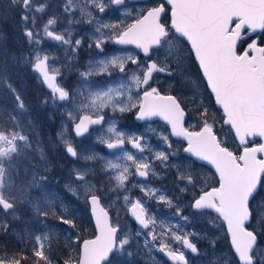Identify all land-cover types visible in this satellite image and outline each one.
Returning <instances> with one entry per match:
<instances>
[{
    "label": "snow or ice",
    "instance_id": "snow-or-ice-1",
    "mask_svg": "<svg viewBox=\"0 0 264 264\" xmlns=\"http://www.w3.org/2000/svg\"><path fill=\"white\" fill-rule=\"evenodd\" d=\"M147 2L137 0L141 6L133 8L128 6V0H65V14L73 15L78 9L81 18L76 22L94 26L93 33L88 36L92 41L88 48L94 46L100 57L85 65V70L79 72L77 87L71 90L61 86L65 65L60 63L57 55L46 50L44 44L52 41L57 47H63L66 53H76L83 40L74 39L68 29L57 32L55 15L42 27L39 25L51 7L47 0H9L8 7L18 12L23 36L29 46L28 54L21 59L31 66L48 89L41 103H50L56 110L64 109L66 119L57 131V140L74 160H83L85 164L102 162L100 171L107 176L109 191L125 193L124 203L141 229L135 236L145 235L144 246L149 251L157 248L172 264H189L185 250L199 253L192 240L197 233L186 231L181 223H158L149 215L142 197L133 200L128 194L131 191L129 183L133 188L139 187L149 200L175 208L173 217L185 223L190 219L183 214L185 208L192 209L193 215L216 213L217 218L227 224V237L234 253L232 259L237 264H264V251L259 248L258 240L260 232L264 231V197L257 202V197L264 190V159H259L257 154H264V143L246 146L247 137L264 138V47L251 39V34L257 29L264 30V0H166V4L153 0L151 6H147ZM166 5L171 8L170 25L163 21L168 14ZM110 11H120L121 18L115 22H104L103 16ZM174 40L186 41L190 45L215 105L223 110V117H212L210 122L208 107L197 98L198 93L194 92L188 101L192 105L191 110L182 107L176 96L161 94V76L171 78L177 71L182 75L185 71L173 52ZM109 42L134 45L139 52L117 49L114 54L104 56L105 45ZM5 71L6 66L0 65V84H6L13 95L14 107L0 112V235L6 234L9 228V223L2 217L11 215L18 219L16 212L20 204H32L37 214L45 218L50 214L42 209L39 201L29 199V189L38 186L35 172L30 181L25 179L18 184L14 179V175L18 177L21 161L27 159V150L32 145L24 130L27 105L22 94L7 82ZM101 75L108 79L92 80V77ZM106 109H110L113 116H108ZM117 112L134 113L137 121L160 117L170 126L171 136L187 141L183 148V152L188 154L186 159L194 157L196 161L207 162L215 168L218 186L208 187L201 183L194 171L195 161L187 167L168 163L170 157L177 154L172 150L168 135L161 133L159 136L166 148L153 149L144 133L120 129L114 119ZM187 118L196 119L193 127L199 128L198 131H190L184 126ZM216 119H223L224 124L234 130L235 137L243 146L239 155L217 138L214 133ZM68 121L72 122L76 138L99 131L96 142L119 154L114 159H105L93 151L81 150L73 139L66 138ZM147 131L156 130L149 127ZM125 145H131L141 154L147 149L153 155L137 156ZM40 154L43 158L42 150ZM155 161H159L163 168H176V183L184 185L180 192L191 196L188 204L181 207L179 197L169 198L166 192L147 184L149 176H157ZM24 171H28L27 167ZM92 172L91 167H74L70 176L74 174L75 180L70 179L65 185L73 196L89 206L98 233L94 239L83 240L78 264H126L125 254L132 256L126 246L133 237L124 234L121 238L123 230L119 222L114 224L108 212L101 207L104 188H97L86 179ZM132 177L145 179L133 182ZM80 188L83 192L79 191ZM44 202L51 207L47 197ZM67 213V207L62 206L59 214L52 215L60 224L77 229L78 218L69 217ZM254 219L260 225L259 229L251 224ZM143 230H147L146 234ZM79 238L77 235L76 239ZM54 242H59L56 232L49 231L34 237V264H58L50 255ZM25 259L23 249L10 251L0 245V264H23ZM223 259L224 264H232L231 259ZM63 264H74L72 257L64 259ZM210 264H218V261L212 260Z\"/></svg>",
    "mask_w": 264,
    "mask_h": 264
},
{
    "label": "rangeland",
    "instance_id": "rangeland-1",
    "mask_svg": "<svg viewBox=\"0 0 264 264\" xmlns=\"http://www.w3.org/2000/svg\"><path fill=\"white\" fill-rule=\"evenodd\" d=\"M82 2V0H81ZM153 0H148L147 6H151ZM156 3H158L157 0H155ZM47 3L51 5L46 11V14L43 15L42 19L39 21V25L42 27L44 23L47 22V20L55 15L58 19V24L56 26V31L61 32L64 31L65 29H68L69 31L72 32V35L74 39H82L83 40V45L79 48V50L76 53L72 52H65L63 47L57 48L55 45V42L52 41H46L44 44V48L47 50H51L55 55H57L60 59V62L64 60L66 63H73L74 65L78 66V69L76 71L78 79L79 77V72L85 70V65L88 64L90 60H96L99 59L100 57L98 56L97 52L98 50L95 49L93 46L92 49L88 48V45L92 43V41L88 38V36L93 33L94 31V26L90 25L86 22H81L77 23L76 21L80 20V12L78 9L74 10L73 15H68L63 12L64 8V3L65 0H47ZM128 6L129 7H140L141 5L137 3L135 0H128ZM95 11V10H93ZM100 14L97 13V16ZM135 15V14H134ZM118 18H121V12L120 11H110L108 15L103 16V21L104 22H115ZM72 20L73 23L69 24L68 21ZM129 23L131 22V19L128 21ZM22 27V26H21ZM21 32L23 34V28L21 29ZM262 36H264L263 33L259 34L258 36L255 37V39H259ZM74 42V41H73ZM250 42V40H249ZM185 43H181L179 40H174L172 42V47H173V52L174 54L179 58L180 60V67L182 69H185L184 74L182 75L180 71L176 72V79L175 75L171 79H166L163 77H160V80L165 82V90H170L173 89L172 87L177 86L176 83L178 82V88H180L181 91L186 90L185 92H195L198 94H205L203 84L202 82L199 81L194 68H190L191 64L189 61V53L184 45ZM51 45V48L49 46ZM166 50L168 46H165ZM57 49V50H56ZM60 49V50H58ZM117 49H122L121 47H116L112 45L111 42L107 43L105 45L104 49V56H110L116 52ZM128 52L136 53V50L130 47H125ZM29 52V50H28ZM68 56L69 59L65 60V56ZM79 55L80 60H77V56ZM81 56V57H80ZM141 58V57H140ZM173 65L175 66V62H173ZM130 67H133L130 65ZM30 74L31 76L37 77L38 79V74L33 72L31 66L29 67ZM116 75L118 76V70ZM92 78H96L97 81H104L108 79L107 76H94ZM115 79V77H113ZM40 81V80H39ZM163 86V84H161ZM43 90L45 88L41 86ZM209 98V100H208ZM206 99V107H208V114L210 118V122H212V117H221L220 112L216 110L213 106V103L211 102L210 96L207 97V95L203 98ZM11 108L14 107V102L10 103ZM44 105V104H42ZM45 106H43L42 109H44ZM110 110V109H109ZM108 109L105 111L107 112L108 116H110V112ZM191 110V109H190ZM111 111V110H110ZM119 114L118 112L115 113L114 119L118 121V127L124 131H127L129 133L132 132H138V133H144L147 142L149 146L153 149H161V148H166L167 145L163 144V141L159 139V136L161 133L168 135L170 137V142L172 143V150H177L180 149L182 152V149L184 147V144L181 143V141L173 139L170 136V133L168 129L166 128L165 125H163L159 121L151 122V123H146L143 126L137 128H130L125 126L124 124V119H126L128 114L134 115V113H126L122 114L121 117L118 119L117 115ZM113 116V115H112ZM27 118L29 119V114L27 112ZM130 121L132 120V117H130ZM223 119H216L214 123V131L218 137H220V140L230 149L233 151H238V145L236 144L230 130L228 127L223 125ZM197 123L195 118L190 119L189 123L187 124L188 129H197L196 127H193ZM25 125V122H24ZM107 127V125H105ZM155 129V132L147 131V129ZM97 129L99 127H96ZM60 129V128H59ZM58 129V130H59ZM99 131L92 132L91 135H86L82 138L81 140H86L85 142L82 141H74V143L81 148V150L87 149L89 151H93L97 153L99 156L104 157L105 159H114L115 155H118L119 153L116 152H109L104 148V145L99 144L96 142V137L99 135ZM73 137L71 130L67 131L66 133V138L71 139ZM40 139V138H39ZM58 144L60 147L64 150V147L60 142L58 141ZM128 149V148H127ZM130 150V149H128ZM131 151V150H130ZM136 153L137 156L143 155V156H152L153 153L150 152L149 150L146 149L145 153H137L135 151H131ZM187 157V156H186ZM191 162H187L183 157H179L177 159L178 165H182L187 167L189 164H191L193 161L189 159ZM72 161L77 162L79 164L78 167H91L93 168V172L89 173V175L86 177V179L91 183L96 185L97 188L103 187L105 196L101 200V203L104 208L108 209V211H112L114 216H113V223L119 222L121 228H122V233H121V238L123 237L124 234H129L133 238L130 240L131 247H127V252L132 253L131 257H128L127 254H125L124 260L126 264H167L162 256H160V252L157 250V248H153L151 251H149L148 248L144 246V239L145 235H141L139 237L135 236V233L138 230H141L139 226L134 224L128 217H127V208L128 206L125 205L124 203V192L117 190V191H109V185H108V180L107 176L105 173L101 172L100 169L102 167V162H88L85 164L83 160H74L72 158ZM159 162V161H155ZM160 163V162H159ZM156 164V163H155ZM198 164L195 162L194 165V171L197 173L199 178L201 179V183L208 186L212 187L217 183V180L215 178L214 173L206 166ZM176 174V168L173 167ZM133 171L135 169L133 168ZM18 177L14 175V179L16 182L19 184L21 180H25L27 178L28 172H25L24 169L20 170L18 169ZM157 173V172H156ZM164 176L162 173H157V176L152 177L149 176L146 180L147 184L160 189L162 192H166L169 198H175L179 197V204L181 207L184 205L188 204L191 200L190 195H182L180 192V188L183 187V184L177 185L176 181V188L170 187L166 182H162L159 184H154V178L160 179V177ZM131 181H143L145 178L141 177H132L130 178ZM176 179V177H175ZM161 180V179H160ZM114 183V181H113ZM75 187L76 185L73 184ZM132 186V183L128 184V187ZM139 188V187H136ZM31 192V190L29 189ZM68 191V190H67ZM79 191L83 192V188H80ZM69 193V191H68ZM70 194V193H69ZM131 198L134 200L137 197H142L140 194H135L134 192L130 191L128 193ZM71 195V194H70ZM73 196V195H71ZM261 197H264V190L261 191V196H259V201ZM30 199V197H29ZM83 201L82 199H80ZM146 202V206L148 209L149 215H152L155 217L157 222H163L165 224L171 222L173 224L176 223H181L184 225L186 231L188 232H195L197 235L193 237L192 239L194 242H198L199 245H201V250L202 253L195 257L194 259L191 260V264H210V261L212 260H217L218 264H224V259H231L232 264H237V261L232 259L234 257L233 252H231V248L228 243V238L225 232L224 227L222 226V222L220 221L217 216L214 214H204V215H193L192 211L190 208H185V216H189V222L185 223L183 221H180L179 218L173 217V212H170L168 214H163L162 212L159 211L160 206L163 208H166L167 206L163 203H158L156 200H149L148 197L143 199ZM84 202V201H83ZM8 218H12L11 215L8 216ZM254 227H257L258 229L260 228V225L257 223L253 224ZM160 229L157 228V231ZM146 234L147 230H143ZM206 234V235H205ZM259 248L264 251V231H261L259 234ZM136 238V239H135ZM213 241L215 244H213ZM221 242H222V248H221ZM130 244L128 246H130ZM135 245L136 248H133L132 246ZM176 247H179V245H175Z\"/></svg>",
    "mask_w": 264,
    "mask_h": 264
},
{
    "label": "trees",
    "instance_id": "trees-1",
    "mask_svg": "<svg viewBox=\"0 0 264 264\" xmlns=\"http://www.w3.org/2000/svg\"><path fill=\"white\" fill-rule=\"evenodd\" d=\"M8 5L9 0H0V65L6 66L4 75L7 82L11 83L17 91L27 92L31 85L37 90L28 64L21 59L27 55L23 49H29V46L21 32L19 14L17 11L9 9ZM168 20L169 15L167 14L164 16L165 23H168ZM258 42L264 44V36H262V39L260 37ZM193 68L202 80L195 65ZM25 99L27 100V94H25ZM11 102H14L13 95L6 84H0V112L10 111L11 109L7 107V104L10 105ZM26 105L27 108H30L28 103ZM43 106L41 104V108ZM35 115L37 116L36 113ZM29 121L26 114L24 130L29 136L32 146L27 150V159H22L20 170L27 167L29 176H27L26 180L28 181L32 179L33 172L36 173L38 186L30 188V199L34 202L39 201L42 209L50 214L45 218L37 214L32 204L23 203L18 205L16 212L18 219L8 218V216L2 217L9 223V228L6 234L0 235V245L6 246L10 251L23 249L26 255L23 264H34L35 257L32 256L34 237L52 231L58 234L59 241L52 244L50 255L53 261L63 264L64 259L71 256L74 264H77L81 241L94 236V228L88 206L80 199L71 196L61 187L63 185L62 180H65L68 172L67 158L63 154L60 152L52 154L47 167L48 155H46V145L43 140H47L49 135L38 128V119H36L35 123L31 121L29 123ZM40 150L43 151V158ZM42 177L46 179H41ZM45 197L51 201L50 208L44 202ZM62 206L67 207V215L69 217L78 218L77 229H71L67 225L60 224L55 216L52 215V213L59 214L62 211ZM77 235L80 237L79 240L76 239ZM69 244H71V247L68 246Z\"/></svg>",
    "mask_w": 264,
    "mask_h": 264
},
{
    "label": "flooded vegetation",
    "instance_id": "flooded-vegetation-1",
    "mask_svg": "<svg viewBox=\"0 0 264 264\" xmlns=\"http://www.w3.org/2000/svg\"><path fill=\"white\" fill-rule=\"evenodd\" d=\"M169 20H170V17H169ZM169 20H168V23H169ZM163 21H164V17H163ZM165 22V21H164ZM261 45V44H260ZM116 47H119V46H116ZM57 48H60V47H57ZM186 49H187V51H188V53H189V56H190V58H189V61H190V64H191V66H190V68H193L194 67V65L196 66V69H197V71H198V67H197V65H196V62H195V60H194V56H193V54H192V52L190 51V49H188V47H186ZM47 50V49H46ZM57 50V49H56ZM58 50H60V49H58ZM79 50V49H78ZM51 51V50H50ZM81 57V56H80ZM77 58V60H80V58H79V55L76 57ZM61 64H64L65 65V67L63 68V72H64V77H63V79L61 80V86H63V87H65V88H67V89H69V90H71V89H74V88H76L77 87V82H78V77H77V73H76V71H77V69H78V66H76V65H74L73 63H66L64 60H62L61 62H60ZM174 66V65H173ZM30 67V66H29ZM129 67H130V65H129ZM175 67V66H174ZM199 72V71H198ZM197 75V74H196ZM199 75L201 76V78H202V80L198 77V75H197V77H198V79H199V81L200 82H202V84H203V88H204V92H205V94H198V99L199 100H202L203 102H204V104H205V106H206V103H207V101H206V99H203L206 95H207V97L208 96H210V98H211V102L213 103V106H214V102H213V98H212V95L209 93V91H208V89H207V86H206V83H205V81H204V79H203V77H202V75H201V73L199 72ZM161 77H163V76H161ZM37 77H35V76H33V80H34V82L36 83V85H37V87L39 88V90H40V93L41 94H44V97H45V95H47V93H48V89L46 88V86H44V85H42V83L39 81V80H37L36 79ZM163 78H165V77H163ZM172 78V77H171ZM171 78H166V79H171ZM175 79H176V75H175ZM161 84H163V86H161V94H163V95H174V96H176L177 98H178V100L181 102V104H182V107H184L186 110H190V109H192V105L190 104V103H188V101L191 99V97H192V95H193V92H190V91H188V92H185L186 90H183V91H181L180 90V88H178V82L176 83V85L177 86H175V87H172L173 89H170V90H165L164 88H165V82H163L162 81V83ZM41 86H43L44 88H45V90H43V88L41 87ZM155 86V85H154ZM208 100H209V98H208ZM45 107H44V109L47 111V112H49V113H58V114H60V121L58 122V124H57V131H58V129L59 128H61V125H62V123L64 122V120L66 119V117L63 115V113H64V109L63 108H61L60 110H56V109H54L53 107H52V105L49 103V104H47V105H44ZM214 108H215V106H214ZM216 109V108H215ZM216 110H218V109H216ZM219 112H220V115H221V117H222V114H221V111L220 110H218ZM128 117L126 118V119H124L125 121H124V124H125V126H127V127H130V128H135V127H137V128H139V127H141V126H143L144 124H146V123H138V122H136L135 121V119H134V115H131V114H128L127 115ZM130 117H132V120L133 121H130ZM107 118V117H106ZM190 119H192V118H187L186 119V123H185V126H187V124L189 123V121H190ZM223 123V125L224 126H226L225 124H224V122H222ZM68 125H69V128H68V130L70 131L71 130V133L73 134V135H75V133L72 131V122L71 121H68ZM227 127V126H226ZM187 128V127H186ZM189 130H199V128H197V129H189ZM214 133H215V131H214ZM216 134V133H215ZM87 135V134H86ZM85 135V136H86ZM217 136V135H216ZM217 138L220 140V137H218L217 136ZM71 139H73V141H76V142H78L79 140L80 141H82V142H85L86 140H81V139H75L74 137H71ZM221 141V140H220ZM52 142H54L56 145H58L59 147H60V145L58 144V140H57V136H55V137H53L52 138ZM181 143H183V142H181ZM184 144V146H185V143H183ZM258 144H260V140L259 139H256V138H253V139H250V140H247L246 141V146H248V147H253V146H257ZM225 145V144H224ZM226 146V145H225ZM125 147L126 148H128V149H130L129 148V145H125ZM238 151H233V150H231V151H233L234 152V154H237V155H239L240 153H241V151H242V149H243V146H239L238 145ZM61 148V147H60ZM184 148V147H183ZM131 150V149H130ZM132 151V150H131ZM146 151V150H145ZM145 151L143 152V153H145ZM135 152H137V151H135ZM114 153V152H113ZM138 153V152H137ZM182 153H183V149H182ZM184 154V153H183ZM65 157L67 158V167H68V172H67V174H66V176H65V180H62V183H63V185H61V187L63 188V190H65L67 193H68V191H67V188H65V185L67 184V183H69V181H70V179L71 180H75V176H74V174L73 175H71L70 176V173H71V170L74 168V167H78L79 166V164L77 163V162H74V161H72V157L71 156H69V155H67V153L65 152ZM52 158V154H48V163H47V167L49 166V162H50V159ZM199 164V163H198ZM215 175V174H214ZM215 178H216V176H215ZM216 180H217V178H216ZM163 181V180H162ZM213 186H218V180H217V183L215 184V185H213ZM212 186V187H213ZM70 193V192H69ZM71 194V193H70ZM72 195V194H71ZM73 197H75V196H73ZM257 202H259V196L257 197ZM176 210V209H175ZM191 211H192V209H191ZM128 208H127V217H128ZM186 212V211H185ZM185 212H183V214H185ZM212 213V212H211ZM109 214H110V220L113 222V216H114V214H113V212L112 211H110L109 212ZM212 214H214V213H212ZM215 216H217L216 214H214ZM220 221L222 222V226L224 227V229H225V232H226V228H225V223L223 222V220H221L220 219ZM255 223H257V221L254 219L252 222H251V224H252V226H253V224H255ZM135 224V223H134ZM138 226V225H137ZM140 227V226H139ZM206 235V234H205ZM226 235H227V232H226ZM226 238H228V237H226ZM193 240V239H192ZM258 240H259V237H258ZM228 241H229V238H228ZM193 243H195L194 242V240H193ZM229 243V242H228ZM259 243H260V240H259ZM196 244V246H197V248L199 249V253L196 255V256H192L190 253H188L186 250H185V253H186V258L189 260V263L191 264V260L192 259H194L195 257H197V256H199L201 253H202V250H201V245H199L198 244V242H196L195 243ZM229 246H230V244H229ZM127 247H131V244H130V246H127ZM133 248H136V246L135 245H133L132 246ZM221 248H222V242H221ZM230 248H231V246H230ZM234 254V253H233ZM160 256H162V254H161V252H160Z\"/></svg>",
    "mask_w": 264,
    "mask_h": 264
},
{
    "label": "bare ground",
    "instance_id": "bare-ground-1",
    "mask_svg": "<svg viewBox=\"0 0 264 264\" xmlns=\"http://www.w3.org/2000/svg\"><path fill=\"white\" fill-rule=\"evenodd\" d=\"M28 50H29L28 48H24L23 49V51L26 52L27 54H28ZM92 80L93 81H97L96 78H92ZM33 82H34V80H33ZM34 85H35V87L37 88L38 91L34 88V86L31 85V88L28 89L27 92L26 91L25 92H20L21 94H23L24 99H25V94H27V100L25 99V102L28 103V105L30 107V108H28L29 120L31 122L35 123L36 119H38V122H39L38 128L43 130L44 133H46L47 135H49L47 140H43V143H45V145H46V155H48V154H56L57 152H60L61 154H63L65 156V151L62 148H60L58 145H56L54 142H52V138L57 136L56 135L57 134V124L60 121V114H58V113H49L45 109L41 108V104H42L41 102L44 99V94L40 93V90L37 87L35 82H34ZM7 107L11 108V104L10 105L7 104ZM34 112L37 114V116L35 115ZM109 112H110V116H112L113 115L112 112L110 110H109ZM116 115H117V118L119 119L122 114L119 113V114H116ZM114 117H115V114H114ZM73 137L75 139L82 138V137L76 138L75 135H73ZM174 151L177 154L174 157H170V160L168 162L170 165L171 164H178V162H177L178 156L179 157H183L187 162H191L189 159H186V155L183 154L180 151V149H177V150H174ZM155 163H156L155 171L157 173L164 174V176L160 177L161 180L154 178L153 183L154 184H159V183H162V182H166L170 187L176 188V184H175L176 179H175V177H177V174H176L174 168L173 167L163 168V167L160 166L159 162H155ZM129 188L135 194H140L143 199L146 198V196L143 195V193L140 191L139 188H133L132 186H130ZM182 195H185V194L182 193ZM104 209L109 214L108 209H106V208H104ZM159 211L162 212L163 214H168L170 212L175 211V208H168V207L163 208L162 206H160ZM166 263L169 264L168 262H166Z\"/></svg>",
    "mask_w": 264,
    "mask_h": 264
},
{
    "label": "water",
    "instance_id": "water-1",
    "mask_svg": "<svg viewBox=\"0 0 264 264\" xmlns=\"http://www.w3.org/2000/svg\"><path fill=\"white\" fill-rule=\"evenodd\" d=\"M165 3H166V0H163ZM170 12H171V9H170ZM170 23H171V18H170V22H169V25H170ZM260 31H262V29H257L256 30V32L255 33H253V34H251V35H254V34H256L257 32H260ZM173 32H174V30H173ZM186 42V41H185ZM187 43V42H186ZM115 45V44H114ZM188 45V44H187ZM118 46H132V47H134L135 48V46L134 45H118ZM189 46V48H190V45H188ZM259 46V45H258ZM261 47V46H260ZM138 50V49H137ZM191 50V49H190ZM193 54V56H194V53H192ZM141 55L143 56V54L141 53ZM194 60H195V56H194ZM195 62H196V64H197V67H198V62L195 60ZM198 69H199V67H198ZM199 71H200V69H199ZM200 73H201V71H200ZM201 75H202V73H201ZM203 77V76H202ZM204 79V78H203ZM204 81H205V83H206V80L204 79ZM206 86H207V83H206ZM207 89H208V87H207ZM208 91H209V93L211 94V92H210V89H208ZM163 95V94H162ZM212 95V94H211ZM213 98V97H212ZM213 102H214V98H213ZM214 106H215V108L216 109H218V110H220L221 111V114H222V116L224 115L223 114V110L222 109H219V106H217V105H215V102H214ZM134 119H135V116H134ZM135 121L136 122H138V123H142V122H151V121H159V122H161V123H163L165 126H166V128L168 129V131H169V133H170V136H171V128H170V126L169 125H167L166 124V122L164 121V120H162L160 117H152V119L150 120V121H137L136 119H135ZM229 126V128H230V130H231V133H232V135H233V137H234V140H235V142L239 145V146H242L241 144H240V142H239V140L235 137V133H234V130H232L231 129V126L230 125H228ZM198 131V130H197ZM173 139H176V140H179V141H181V142H183V143H185V146L184 147H186L187 146V141L186 140H184L183 138H181V137H174V136H171ZM253 138H256V139H259L260 140V143H264V138H261V137H259V136H254V137H247L246 138V141L247 140H250V139H253ZM105 147V146H104ZM253 147H255V146H253ZM106 148V147H105ZM129 148L131 149V150H133V151H137L136 149H132L131 148V145H129ZM107 149V148H106ZM108 151H110V152H113V151H116V150H109V149H107ZM242 151H243V149H242ZM241 151V152H242ZM184 153V152H183ZM186 156H188V154H186V153H184ZM257 156H258V158L259 159H264V154H257ZM191 160L192 161H195L196 163H199V164H202V165H204V166H206V167H208L214 174H215V176H216V178H217V180L219 179L218 178V175L215 173V168L212 166V165H210V164H207V162H202V161H196L195 160V158L194 157H192L191 158ZM101 207H103L102 206V204H101ZM104 208V207H103ZM212 213H214V212H212ZM89 214H90V217H91V211H90V208H89ZM214 214H216V213H214ZM217 215V214H216ZM128 218L133 222V223H135L136 225H138V226H140L138 223H137V221L135 220V218L131 215V213L130 212H128ZM109 219H110V215H109ZM91 220H92V218H91ZM222 220V219H221ZM224 222V221H223ZM225 223V228H226V232H227V224H226V222H224ZM92 224H93V228H94V231H95V235H97L98 233L96 232V228H95V222H94V220H92ZM95 235L92 237V238H89V239H94L95 238ZM85 240V239H84ZM82 243H83V240L81 241V243H80V245H79V255H80V248H81V246H82ZM229 244H230V239H229ZM231 246V245H230ZM188 253H190L192 256H196L197 254H194V253H192L190 250H186ZM161 254H162V257L164 258V260L166 261V262H168L169 264H172V261L171 260H169L168 259V257L164 254V253H162L161 252ZM78 260H79V256H78ZM78 260H77V264H78Z\"/></svg>",
    "mask_w": 264,
    "mask_h": 264
}]
</instances>
